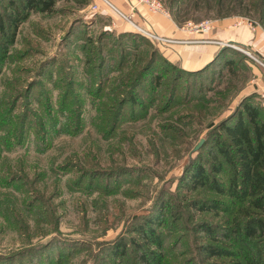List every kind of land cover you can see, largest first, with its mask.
<instances>
[{"label": "rangeland", "instance_id": "374dc122", "mask_svg": "<svg viewBox=\"0 0 264 264\" xmlns=\"http://www.w3.org/2000/svg\"><path fill=\"white\" fill-rule=\"evenodd\" d=\"M79 1L58 0L54 12H32L6 54L0 33V120H27L23 144L0 163V264H140L134 242L144 240L135 226L160 211L166 264L222 261L202 262L206 254L199 245L211 241L202 242L198 235L205 234L197 229L202 222L219 225L222 209L236 206L226 192L234 170L216 142L228 137L214 130L255 92L254 66L263 74L264 66L237 57L234 72L223 66L196 76L180 73L175 80L176 71L164 73L159 62L135 79L138 101L119 109L115 99L148 64L156 44L140 33H115L111 10L91 13L95 1ZM161 1L181 23L240 16L264 24V17L243 14L230 0ZM9 5L0 0L3 13ZM233 8L237 12L220 16ZM202 138L207 143L196 151ZM196 165L205 167V183L195 184ZM9 168L20 178L1 182ZM216 200L219 210H198ZM11 202L17 208H8ZM6 211L26 220L13 227L4 220ZM121 237L126 254L113 256ZM49 242L44 250L24 251Z\"/></svg>", "mask_w": 264, "mask_h": 264}, {"label": "trees", "instance_id": "16d2710c", "mask_svg": "<svg viewBox=\"0 0 264 264\" xmlns=\"http://www.w3.org/2000/svg\"><path fill=\"white\" fill-rule=\"evenodd\" d=\"M10 10L3 13L0 9V33L2 37L1 47L4 54L9 49V43L14 42L19 32L21 25L29 18L32 12H46L51 13L56 10L58 0H8ZM79 1V0H78ZM92 0H83L85 5H89ZM222 4H226L227 0H218ZM234 2V3H232ZM232 3L241 8L243 14L249 11H254L256 16L264 17V0H260L259 5L255 3L244 5V1L230 0ZM237 12V9H228L226 13L231 14ZM264 27V24L262 25ZM120 35L136 38L137 33L134 32H118ZM146 44L151 43L142 38ZM247 62L248 55L231 47L223 48L214 60L197 71H188L180 67L177 63L169 61L160 52L156 46L150 52L149 62L147 65L141 67L138 73H135L134 79L128 86L125 92H122L123 97L116 98L119 109L127 102L135 104L138 101L135 95V79H141V76L150 69L155 68V65L162 63V71L168 73L169 71H176L175 80L180 79V73L189 76H196L199 74L213 72L219 67H228L233 71V65L241 62ZM250 66V65H249ZM159 72V71H158ZM234 72V71H233ZM131 77V76H130ZM156 78L161 79L162 75L158 73ZM139 82V81H138ZM175 95V93H172ZM129 96V99L124 96ZM4 117L0 120V134L5 130L4 136L0 135V160L2 165L3 155L13 151L15 146L23 144L27 131V120L24 118ZM20 119V121H17ZM118 118L111 122V132L113 133L118 125ZM43 124V123H42ZM43 126V125H42ZM45 126V125H44ZM225 132L228 137L227 140L223 137L216 140L219 145V151L224 156L225 160L231 165L234 170V175L231 179V186L227 192L228 196L236 200L234 208L222 209L224 214L220 218V224L213 225L207 222H202L197 226L199 232H203L205 236L198 235V238L203 240H210L211 243H200L199 250L205 253L206 262L211 259H222V261L212 262L210 264H264V105L260 95L256 92L246 95L237 109L232 115L224 119L214 130L216 134ZM221 136V135H220ZM219 136V137H220ZM207 143L205 140L204 145ZM221 167L215 168L220 171ZM10 169V171H8ZM7 169L8 177L1 182H7L8 179H17L18 177L11 170ZM192 178L197 183H205L208 180V174L205 167L196 165ZM197 182V183H196ZM216 183V181H215ZM218 192L223 195L225 191L218 188ZM221 201L216 200L211 204L205 203L198 208L201 212H211L221 208ZM29 206V204L27 205ZM8 208H17L15 202H11ZM162 210V209H161ZM160 211L158 215L150 217L149 215L141 217L139 224L135 226L139 238L143 242L136 240L134 244L140 251V264H166L165 242L158 226L161 224L160 217L163 215ZM8 223H12L13 227L26 220L25 216L21 214L12 215L9 211L3 213ZM219 216V215H217ZM27 226V223H26ZM52 241V240H51ZM56 242V240H55ZM49 243H40L30 246L24 251L32 252L36 249L44 250ZM220 243V245L218 244ZM115 249H112L113 256H123L126 254L127 244L123 237L119 238L115 243ZM19 253H13L17 255ZM28 253V252H27ZM24 254V253H22ZM21 254V255H22ZM10 256L8 255H2ZM10 260V259H9ZM186 264V262L184 263ZM206 264V263H204Z\"/></svg>", "mask_w": 264, "mask_h": 264}, {"label": "crops", "instance_id": "0c3cea01", "mask_svg": "<svg viewBox=\"0 0 264 264\" xmlns=\"http://www.w3.org/2000/svg\"><path fill=\"white\" fill-rule=\"evenodd\" d=\"M124 13L133 12L136 6V20L146 29L152 30L162 37L171 39L168 43H155L160 52L169 61L177 63L188 71H197L211 63L217 54L225 48L222 43H236L251 49L264 61V27L258 23L251 24L245 17L230 16L211 20L212 29L209 33L188 30V23L168 18L161 13L152 11L147 5L137 0H109ZM103 13L111 10V29L118 32L133 31L128 23L113 9L101 3ZM125 28V29H124ZM128 28V29H127ZM259 80L255 92L258 93L264 105V74L258 66Z\"/></svg>", "mask_w": 264, "mask_h": 264}, {"label": "built area", "instance_id": "2783aa9c", "mask_svg": "<svg viewBox=\"0 0 264 264\" xmlns=\"http://www.w3.org/2000/svg\"><path fill=\"white\" fill-rule=\"evenodd\" d=\"M94 1H95V4L93 5L94 9L91 10V13H95L96 11L99 12L101 10V3H104L108 7L110 6V8L113 9L116 13H118V15L123 19L124 22L131 25L133 32L140 33L155 43L156 42L157 43L158 42L159 43H168L169 41H171V39H169L167 37H162V36L158 35L157 33H155L154 31L146 29L141 24H139L135 18L136 17V9H137L136 6H133V12L127 14V13H124L123 11H121L119 8H117L109 0H98V1H100V3L97 0H94ZM137 1L139 3L147 5L152 11L161 13L168 18H173L170 10L166 7V5L161 0H137ZM247 19L249 20V22L251 24L255 23L254 21L250 20L249 18H247ZM186 28L188 30H193V31L200 32V33H209L211 28H212V24H211V22H208V21H206V22L204 21L202 23H195V24L194 23H188L186 25ZM222 45L225 47H231V48H234L236 50H239V51L245 53L246 55H248L252 60H254L258 63H261L264 66V61L262 60V58H260L257 54H255L251 49L246 48V47L241 46V45L236 44V43H222Z\"/></svg>", "mask_w": 264, "mask_h": 264}, {"label": "water", "instance_id": "95a60500", "mask_svg": "<svg viewBox=\"0 0 264 264\" xmlns=\"http://www.w3.org/2000/svg\"><path fill=\"white\" fill-rule=\"evenodd\" d=\"M205 140H206L205 138H202V139L199 141V143L195 146V150H196V151L199 150V149L203 146Z\"/></svg>", "mask_w": 264, "mask_h": 264}]
</instances>
